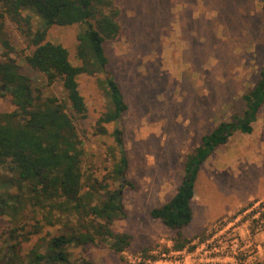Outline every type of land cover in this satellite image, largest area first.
<instances>
[{
	"label": "rangeland",
	"instance_id": "374dc122",
	"mask_svg": "<svg viewBox=\"0 0 264 264\" xmlns=\"http://www.w3.org/2000/svg\"><path fill=\"white\" fill-rule=\"evenodd\" d=\"M115 1L122 30L106 41V52L129 105L118 124L124 130L130 161L126 179L132 184L121 192L126 217L113 227L131 234L132 243L122 253L100 238L71 246L73 260L194 264L196 247L207 242L231 250L229 264H264V105L251 133L235 131L200 168L193 217L182 230L190 242L183 250L174 247L177 231L150 214L177 192L185 175L184 160L202 143L203 135L243 113L244 94L257 83L264 64L260 0ZM34 22L36 28L42 25L38 15ZM81 28L53 25L48 31V39L67 46L76 64ZM5 31L15 48L11 56L32 77L34 86L46 95H61L60 83L49 85L44 74L27 64L25 56L31 48L16 25L7 21ZM5 51L0 37V58ZM79 82L88 104L87 116L76 121L85 150L83 183L98 179L105 184L104 177L119 156L112 134L116 125L108 124L106 134L95 132L107 98L97 77L83 74ZM14 108L11 97L0 93V113ZM1 173L11 175L5 169ZM10 191L23 194L25 205L14 215L0 214V250L7 253L5 261L28 264L29 253L38 243H42L38 250L45 253L53 237L86 224L75 211L40 208L26 190L14 186ZM100 192L106 193L105 188ZM36 225L41 231L25 240L24 233L33 232ZM14 228L18 232L13 236Z\"/></svg>",
	"mask_w": 264,
	"mask_h": 264
},
{
	"label": "trees",
	"instance_id": "16d2710c",
	"mask_svg": "<svg viewBox=\"0 0 264 264\" xmlns=\"http://www.w3.org/2000/svg\"><path fill=\"white\" fill-rule=\"evenodd\" d=\"M260 2L264 26V0ZM120 12L115 0H0V37L7 48L0 58V93L10 96L15 106L0 113V187L4 189L0 192V214L14 215L23 209V194L10 191L17 186L29 193L35 206L75 211L86 219L80 229L49 240L45 253L38 250L42 244L38 243L29 253L28 264H96L88 258L73 260L70 247L96 243L100 238L109 241L115 252L122 253L132 243L131 234L113 227L116 220L126 217L121 192L125 185L132 184L126 179L130 161L124 147V130L118 124L129 105L106 52V41L116 38L122 30ZM34 15L41 18L40 27H35ZM7 21L16 25L31 48L25 56L27 64L44 74L49 85L60 83L61 95L44 94L41 87L34 86L32 77L21 70L17 59L11 56L15 48L6 35ZM74 24L82 26L77 33V64L71 60L67 46L48 39L51 26ZM83 74L97 77L108 102L96 120L95 132L106 134L108 124L116 125L112 134L119 156L108 169L105 184L98 179L83 183L85 150L76 122L88 113L79 82ZM244 100L241 115L220 122L203 135L202 143L184 160L185 175L177 192L150 212L177 231L176 250H183L190 242L182 236V230L193 217L192 200L200 168L235 131L254 130L253 123L264 105V64L259 80L244 94ZM2 169L11 175L4 176ZM111 184L117 187L111 189ZM102 188L106 193L100 192ZM48 223L54 224V220L49 219ZM35 227L33 232L24 233L25 240L41 231L40 226ZM16 232L18 228L13 229L12 235ZM6 255L0 250V264H16L5 261Z\"/></svg>",
	"mask_w": 264,
	"mask_h": 264
},
{
	"label": "built area",
	"instance_id": "2783aa9c",
	"mask_svg": "<svg viewBox=\"0 0 264 264\" xmlns=\"http://www.w3.org/2000/svg\"><path fill=\"white\" fill-rule=\"evenodd\" d=\"M195 250L196 260L194 264H229L231 260L227 258L231 257L232 251L227 247L220 249L217 245L211 246L209 243L203 242ZM197 257L199 261H197Z\"/></svg>",
	"mask_w": 264,
	"mask_h": 264
}]
</instances>
